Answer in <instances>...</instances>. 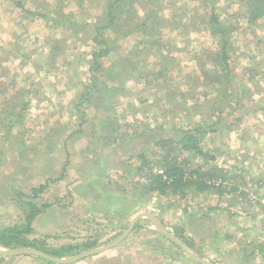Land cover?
Instances as JSON below:
<instances>
[{
	"label": "rangeland",
	"instance_id": "rangeland-1",
	"mask_svg": "<svg viewBox=\"0 0 264 264\" xmlns=\"http://www.w3.org/2000/svg\"><path fill=\"white\" fill-rule=\"evenodd\" d=\"M20 1L34 8V23L0 0V229L22 221L31 201L42 208L35 238L53 248L98 239V250L144 215L119 245L70 264H201L163 234L175 226L201 253L184 244L188 252L208 264H264V18L251 23L240 0L211 3L234 28L233 97L219 99L201 76L219 67L208 0H147L158 4L137 5L133 25L124 12L109 23L113 0ZM157 8L167 48L137 31L142 13ZM105 47L97 66L93 54ZM124 58L143 70L117 94L110 76ZM222 111L203 149L215 157L208 165L226 173L229 194L150 191L139 155L154 159L156 174L167 157L199 168L202 159L177 141ZM165 138L176 141L156 146ZM0 264L48 263L22 254Z\"/></svg>",
	"mask_w": 264,
	"mask_h": 264
},
{
	"label": "trees",
	"instance_id": "trees-1",
	"mask_svg": "<svg viewBox=\"0 0 264 264\" xmlns=\"http://www.w3.org/2000/svg\"><path fill=\"white\" fill-rule=\"evenodd\" d=\"M11 1L16 5V9H18L17 11H20L16 15L17 17L24 18V21L28 22L29 24L34 23V16L36 13L33 7L30 8L28 6H25V3L21 2L20 0ZM208 1L211 4L212 2L214 3L215 0ZM240 3H243L245 10H248V19L251 23L264 18V0H240ZM149 4H158V1L147 2V0H113L108 4L107 16L109 18V23L115 24L114 21L116 20V14H118L119 12H124L128 16L127 23L133 25L130 19L133 20L134 16L136 15V10H139L137 8V5H140L142 8L143 6H149ZM212 6H214V9L213 7H211L212 13H210V24L213 28V31L211 32L213 33V36L216 38V40H218V44L220 46V48L218 49L217 59V65L219 67L214 71H206L205 68L204 71H202L204 72V74H202L201 76L204 77L202 83H205L206 86L210 84L214 88H216L220 92V95H218L217 97L221 99L223 98V93H225L226 97H233V92L230 91V88L231 77H233V75L235 74V67L231 65L229 49L231 46L230 38L234 33V28L232 26L230 27L227 22L222 21L220 17L215 13L216 6L214 4ZM162 10L163 9L157 8L155 11H148V13H146L145 15L144 13H142L144 20L141 21L140 26L138 24L136 25L137 31L139 32V30L141 29V31L144 32L148 36V38H150L154 42V46L157 48H159L160 46H164L165 48H167L168 44L166 42L169 41L167 37L165 38L164 34L165 31L169 30L165 29L167 28V22L163 27V17L159 15L160 11ZM40 18L42 19V17ZM46 21H48V19H46ZM48 22L52 23L51 21ZM99 37L100 33L99 35H97V38ZM96 42H100V40L97 39ZM162 42L164 43L161 44ZM20 49L18 50V52L20 51ZM108 54V47H105V50L102 49L101 51L94 53L93 58L95 61V65L98 66L99 60L102 57L107 56ZM17 56L19 58L21 57L19 55ZM26 57L27 56H23L22 60L26 59ZM128 63H130L129 67ZM132 64L134 63L132 62ZM204 65L206 64L204 63ZM136 70L140 71L143 69L140 67L131 66V60L129 58H124L122 60V63H120L119 66H116L113 69L110 80L112 87L114 90H116L117 94H120L122 92V86H120L119 84L121 83V85H125L127 82H129L132 79V73ZM94 74L92 75L93 86H97L98 78ZM157 76L158 75H156L155 73V75H153V78ZM213 82L214 84H212ZM12 87L13 85L11 86V88ZM235 96H237V94H235ZM235 98L239 97L237 96ZM240 98H243V96H241ZM236 100L238 101V103L241 102V99ZM223 112L224 111H222L218 115H215V120L211 121L207 118V124L199 123L198 125H196L195 129L192 130L190 128V130L185 131V133L181 135L180 140L177 141L178 145L184 147L187 150H190L194 155L202 159L203 163L200 164L201 166L199 168L185 165V163L182 162L183 160L179 162L178 160L175 161V159H170V157H167L161 159V161L164 160L162 167L165 169L163 173L156 174L152 171L151 166L154 159L150 156L145 155L144 153L139 155L140 157H143V163L141 164V166H139V168L137 167V169H140V171L144 170L146 180L149 182L148 187L150 191L159 193L161 192L163 195L176 196L180 194H188L192 191L196 193L213 192L219 194L220 196L229 194V192H227L228 179H226L225 177L227 176L226 173L223 171V169L216 167V165H208V161L215 160V157H210L209 153L203 149L204 136L210 133H215L217 128H220V126L223 125L221 122L222 119H220ZM22 117L23 115H19L17 117L19 118L20 122ZM11 118L12 121H15L16 117L12 116ZM173 141L176 140L165 138V140H160L155 144L156 146H161V148H163L169 144L175 143ZM40 188L43 189V187ZM233 190L237 191L238 188L234 187ZM38 191L39 189H33L32 194L35 195ZM41 214L42 208L40 206H37L34 202L31 201L26 202L25 216L23 217L22 221L0 229V248L10 251L22 248H33L40 250L59 260L68 258L72 259L86 251L98 248V239H93L92 241L82 244L66 245L60 248H53L48 246L44 240L34 237V221ZM170 232L172 235H174V237L179 239L183 243V245L185 244L195 253H201L196 248V245L193 242V238L191 236H188L186 230L183 227L175 226L174 229ZM31 256L46 261L48 264H60L57 262L48 261L36 255ZM5 258L7 259L8 256L0 255V259Z\"/></svg>",
	"mask_w": 264,
	"mask_h": 264
},
{
	"label": "water",
	"instance_id": "water-1",
	"mask_svg": "<svg viewBox=\"0 0 264 264\" xmlns=\"http://www.w3.org/2000/svg\"><path fill=\"white\" fill-rule=\"evenodd\" d=\"M144 216V215H141V216H138L134 219V221L132 222L131 226L129 227V229L127 231H125V233L119 237L115 243L109 247H104L102 249H98V250H90V251H86L80 255H78L77 257L75 258H72V259H69L67 261H63V260H59V259H56L40 250H37V249H33V248H22V249H18V250H5V249H2L0 248V255H4V256H8V257H13V256H19V255H22V254H31V255H36V256H39L43 259H46L48 261H51V262H57V263H64V264H70V263H73L75 262L76 260H79L83 257H88V256H92V255H95V254H98V253H101L102 251H105V250H109L111 248H113L114 246L116 245H119L121 242L124 241V239H126L129 234L132 232L133 228L135 227L136 223L139 221V219ZM151 218L153 219V217L151 216ZM160 230V229H159ZM161 232H163L162 230H160ZM163 234H165L166 236H169L171 237L172 239H174L175 242H177V244L179 246H181L185 252L190 256L191 259H193L194 261H197V262H200L201 264H208L206 261L194 256L193 254H191L190 252H188V250L186 249V247L183 245V243L177 239L176 237H174L172 234L168 233V232H163Z\"/></svg>",
	"mask_w": 264,
	"mask_h": 264
},
{
	"label": "crops",
	"instance_id": "crops-1",
	"mask_svg": "<svg viewBox=\"0 0 264 264\" xmlns=\"http://www.w3.org/2000/svg\"><path fill=\"white\" fill-rule=\"evenodd\" d=\"M237 188H238V187H237ZM237 191H239V189H238Z\"/></svg>",
	"mask_w": 264,
	"mask_h": 264
}]
</instances>
